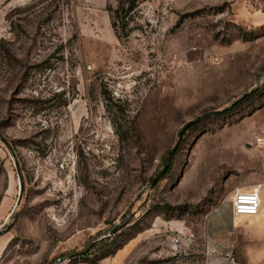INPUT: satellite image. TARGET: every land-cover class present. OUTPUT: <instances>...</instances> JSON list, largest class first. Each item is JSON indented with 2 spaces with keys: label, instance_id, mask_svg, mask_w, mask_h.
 <instances>
[{
  "label": "rangeland",
  "instance_id": "1",
  "mask_svg": "<svg viewBox=\"0 0 264 264\" xmlns=\"http://www.w3.org/2000/svg\"><path fill=\"white\" fill-rule=\"evenodd\" d=\"M118 1L0 0V264H207L249 173L264 0H147L127 40ZM238 246L226 264H264Z\"/></svg>",
  "mask_w": 264,
  "mask_h": 264
},
{
  "label": "crops",
  "instance_id": "2",
  "mask_svg": "<svg viewBox=\"0 0 264 264\" xmlns=\"http://www.w3.org/2000/svg\"><path fill=\"white\" fill-rule=\"evenodd\" d=\"M264 122V121H263ZM252 155L249 173L221 210L210 214L206 224L207 264H226L232 247L249 249L257 261L264 260V132ZM260 187L261 209L257 216H235L232 201L236 192Z\"/></svg>",
  "mask_w": 264,
  "mask_h": 264
},
{
  "label": "trees",
  "instance_id": "3",
  "mask_svg": "<svg viewBox=\"0 0 264 264\" xmlns=\"http://www.w3.org/2000/svg\"><path fill=\"white\" fill-rule=\"evenodd\" d=\"M147 0H119L115 8L109 7L108 13L112 20V28L118 39H129L133 29L130 28L133 17L140 5ZM234 110L236 108H233Z\"/></svg>",
  "mask_w": 264,
  "mask_h": 264
},
{
  "label": "built area",
  "instance_id": "4",
  "mask_svg": "<svg viewBox=\"0 0 264 264\" xmlns=\"http://www.w3.org/2000/svg\"><path fill=\"white\" fill-rule=\"evenodd\" d=\"M258 142L261 143V140L259 139ZM232 208L235 216H257L261 209L260 187H255L250 191L236 192ZM228 264H233V262L230 261Z\"/></svg>",
  "mask_w": 264,
  "mask_h": 264
},
{
  "label": "water",
  "instance_id": "5",
  "mask_svg": "<svg viewBox=\"0 0 264 264\" xmlns=\"http://www.w3.org/2000/svg\"><path fill=\"white\" fill-rule=\"evenodd\" d=\"M255 91H251L249 94L245 95L240 101H243L244 99H246L250 94H253ZM176 150L174 149L169 158H168V161L166 163V166L164 168V170L161 172V174H159L155 179L154 181L152 182L150 188H153L157 182L162 179L165 174L167 173L169 167H170V164H171V160L173 158V155L175 154ZM18 174L19 171H18ZM23 193H24V184H23V179L22 177H20V196H19V200H18V205L21 203V200H22V196H23ZM123 229V225H118V226H114L113 228L107 230L106 232H104L103 234H101L100 236L94 238L90 243L89 245L85 248V250L91 248L92 246H94L95 244H97L98 242H101L103 240H106L108 238H111L112 236L116 235L117 233H119L121 230ZM84 250V251H85ZM83 252H80V253H76V254H71V255H68V256H65L59 260H57V262L55 264H63L67 261H69L70 259H72L73 257L75 256H78L80 254H82Z\"/></svg>",
  "mask_w": 264,
  "mask_h": 264
}]
</instances>
